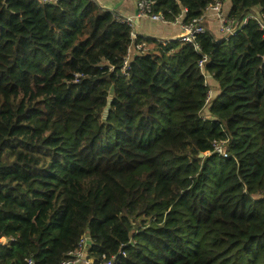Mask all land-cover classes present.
I'll list each match as a JSON object with an SVG mask.
<instances>
[{
    "label": "trees",
    "instance_id": "trees-1",
    "mask_svg": "<svg viewBox=\"0 0 264 264\" xmlns=\"http://www.w3.org/2000/svg\"><path fill=\"white\" fill-rule=\"evenodd\" d=\"M217 1L155 0L207 28L163 44L98 0H0V264L83 239L95 264H264V0H231L256 18L228 39Z\"/></svg>",
    "mask_w": 264,
    "mask_h": 264
},
{
    "label": "built area",
    "instance_id": "built-area-1",
    "mask_svg": "<svg viewBox=\"0 0 264 264\" xmlns=\"http://www.w3.org/2000/svg\"><path fill=\"white\" fill-rule=\"evenodd\" d=\"M43 3H54L58 2L60 0H41ZM137 2V8H138V14L141 16H147L151 18L152 20L161 21L163 23H177L180 21L182 16L178 17L175 21H169L165 18V16L162 13H154L153 12V5L155 4V0H136ZM224 3L221 1H217L215 3H212L208 6L205 16H207L211 13L210 11H215L218 15L219 20V28H218V35L219 37H222L224 39L230 38L232 35L236 34V32L241 29V27L248 22L251 18H256L254 15H248L243 20H236L235 18L228 17L227 14L223 12ZM126 21L129 22V24L133 25L132 19L126 18ZM202 18H195L192 22L186 23L181 21L180 25L182 27V33L179 37H174L173 39H166V38H158L157 41L161 42L163 44H166L170 40L179 39L182 41L187 42H195V39L199 34H202L207 31V28L201 23ZM138 30L133 27L132 36L134 39L138 36ZM136 49L143 51L145 48L144 43L136 44ZM198 49H200V46H197ZM208 56H204L203 59L200 60V66L201 69L204 71L205 68V62L208 60ZM130 63V53L128 57L125 59V66H124V72L126 73V70ZM206 75V81L209 84L208 81V73ZM214 97V93L212 88L209 90L208 95V102ZM216 148L220 153H224V155H227L224 151V147L222 146V142L219 141L216 143ZM16 237H7V236H0V244H8L13 241H16ZM85 239L82 240V243L79 247V249L75 251H71L69 253V257L65 259L62 264H77L80 261H84L85 264H95V260L93 258H90L87 256V244H85ZM29 264H34L33 259L28 260ZM115 260L109 259L103 262V264H114Z\"/></svg>",
    "mask_w": 264,
    "mask_h": 264
},
{
    "label": "crops",
    "instance_id": "crops-1",
    "mask_svg": "<svg viewBox=\"0 0 264 264\" xmlns=\"http://www.w3.org/2000/svg\"><path fill=\"white\" fill-rule=\"evenodd\" d=\"M100 3H102L105 7H114L117 2L120 0H98ZM225 12L228 13L231 8V0H227L224 3ZM121 9L120 14L124 16L125 18L132 19L133 21V27L138 30V33H144L148 34L150 36H153L155 39L158 38H166V39H173L174 37H179L182 33V27L180 25L181 21L183 19L181 18L179 22L177 23H163L161 21L152 20L151 18L147 16H141L138 14V8H137V2L136 0H124L121 5H119L118 9ZM119 11V10H118ZM211 14V13H210ZM209 18H212L210 16ZM210 29L214 32L218 33L219 23H217L214 20L209 19L208 20ZM219 36V35H218ZM136 42L132 44L130 47V59L133 56V53L136 50ZM145 47L148 45L144 43ZM210 85L214 84L212 83L211 76L208 78ZM213 93L215 94V90L212 88ZM77 264H85L84 261H80Z\"/></svg>",
    "mask_w": 264,
    "mask_h": 264
},
{
    "label": "rangeland",
    "instance_id": "rangeland-1",
    "mask_svg": "<svg viewBox=\"0 0 264 264\" xmlns=\"http://www.w3.org/2000/svg\"><path fill=\"white\" fill-rule=\"evenodd\" d=\"M119 11V13H120V11H122L120 8L118 9ZM211 12V14H209L208 16H207V20H209V19H211V20H214V21H216L217 23L219 22V20H220V18H218V15H217V13L215 12V11H210ZM223 12L225 13V14H227L226 12H225V7H223ZM210 16H212V18H209ZM210 77V75H208V78ZM209 81V80H208ZM132 220H133V230L134 231H132L131 232V237H132V235H133V233H135V232H137V230H138V227L141 225V216L140 215H134L133 217H132Z\"/></svg>",
    "mask_w": 264,
    "mask_h": 264
},
{
    "label": "water",
    "instance_id": "water-1",
    "mask_svg": "<svg viewBox=\"0 0 264 264\" xmlns=\"http://www.w3.org/2000/svg\"><path fill=\"white\" fill-rule=\"evenodd\" d=\"M124 0H120L119 2L116 3V5L114 7H110L111 10H116L119 5H121V3L123 2ZM109 8V7H108ZM112 100H113V95L111 94L108 98V102H107V106L105 108V117H107L109 111H110V108H111V103H112ZM201 156H203V153L201 154Z\"/></svg>",
    "mask_w": 264,
    "mask_h": 264
}]
</instances>
